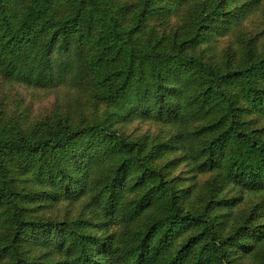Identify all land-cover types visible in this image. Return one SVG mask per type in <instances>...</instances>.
<instances>
[{
    "label": "trees",
    "instance_id": "1",
    "mask_svg": "<svg viewBox=\"0 0 264 264\" xmlns=\"http://www.w3.org/2000/svg\"><path fill=\"white\" fill-rule=\"evenodd\" d=\"M261 2L0 0V264H264Z\"/></svg>",
    "mask_w": 264,
    "mask_h": 264
},
{
    "label": "rangeland",
    "instance_id": "2",
    "mask_svg": "<svg viewBox=\"0 0 264 264\" xmlns=\"http://www.w3.org/2000/svg\"><path fill=\"white\" fill-rule=\"evenodd\" d=\"M259 11H261V13L256 14ZM256 13L253 14L249 21H247V24L249 25V29H253L254 32L261 31L264 40V0L261 2V9L259 8ZM231 37L233 38L234 35H228L224 40L219 42L215 51L218 52L220 49H223ZM19 95H21L24 99H20L18 97ZM68 100L69 98H66L64 93H60L59 98L57 99V93L55 91L32 89L30 87H25L24 85L18 84L7 85L3 80H0V106L3 105L4 107L14 109L18 102H23L29 106L31 114L36 117H42L51 114L53 112L52 110L55 108L56 102L63 104L64 102H68ZM64 106H61L63 108L62 111L64 113H68V107H71V105ZM87 111H89V109ZM90 113L92 114L93 112ZM90 113L88 112L89 115ZM75 117L78 118L79 116L77 115ZM137 128L145 130L148 128L154 129L155 126H152L151 123H139L138 121H134L127 127L129 131L135 130Z\"/></svg>",
    "mask_w": 264,
    "mask_h": 264
}]
</instances>
